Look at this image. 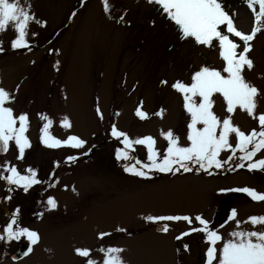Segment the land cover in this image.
Returning <instances> with one entry per match:
<instances>
[{
	"label": "rangeland",
	"instance_id": "1",
	"mask_svg": "<svg viewBox=\"0 0 264 264\" xmlns=\"http://www.w3.org/2000/svg\"><path fill=\"white\" fill-rule=\"evenodd\" d=\"M21 2L25 6L30 3L31 11L47 24L30 25L31 50L11 48L16 35L12 26L0 31V47L4 49L0 52V87L15 96L8 106L17 115L28 114L26 134L31 143L24 158L18 159V148L12 142L2 165L10 162L23 174L32 167L43 180L49 179L52 168L63 161L65 154L74 153L70 147L52 148L42 143L41 129L47 122L44 116L53 121L52 136L63 140L69 134H78L86 141L84 152H92L77 166H59L53 181L56 186L41 189L42 198L18 191L11 194L25 205L30 203L29 212L22 208L16 219L21 226L35 229L40 241L29 256L18 262L7 258L0 264H86V258L78 256L75 249L89 248L92 258L101 260V246L123 248L125 264H207L209 243L203 233L175 238L190 227H201L194 220L196 215L211 221L224 240L236 230L261 229L245 222L250 216L264 215V202L253 201L243 192L220 190L252 186L264 191V171L246 167L232 170V164H228L217 169L218 174H212L215 176L177 173L148 180L125 172L124 164L129 161L118 160L115 155L124 145L122 138L111 135L113 124L133 140L153 136L162 152L167 147L162 130L171 129L182 144L188 143L190 116L183 107L182 94L171 85L177 80L190 83L193 72L203 65L222 68L218 42L209 48L193 39L181 40L177 28L148 0H108L110 14L104 11L103 0ZM227 10L237 29L250 33L254 17L246 0H235ZM230 38L242 45L239 38ZM251 43L249 56L254 67L244 74L261 90L257 98L259 114L264 113V30ZM163 80L168 83L162 84ZM214 100L213 110L225 118L228 114L223 98L216 95ZM97 106L103 119L97 114ZM137 107L148 112L147 119L136 116ZM161 109L162 117L156 115ZM65 117L71 128L63 127ZM232 119L246 133L258 129V121L239 108ZM232 142H236L234 136ZM133 150V157L146 161V146L134 145ZM229 155V151L222 152L221 159L227 160ZM260 158H264V150L255 157ZM228 169V175L223 174ZM3 188L6 191L5 185L0 187V212ZM49 196L56 198V209L49 210ZM36 208L42 213L40 219L35 215L38 220L34 217ZM6 209L8 217V202ZM232 209L237 210L236 219L242 222L239 226L228 219ZM147 215H189L193 225L169 222V232L164 233L158 230L159 224L143 219ZM3 216L0 213V218ZM100 232L112 235L99 239ZM222 243H217V254ZM184 244L190 250H184Z\"/></svg>",
	"mask_w": 264,
	"mask_h": 264
},
{
	"label": "snow or ice",
	"instance_id": "2",
	"mask_svg": "<svg viewBox=\"0 0 264 264\" xmlns=\"http://www.w3.org/2000/svg\"><path fill=\"white\" fill-rule=\"evenodd\" d=\"M248 7L254 17V24L250 33L238 30L229 12L225 10L221 0H148L149 4L158 6L160 14L172 23L179 32L181 40L193 39L197 45L213 47L218 42L219 56L223 60V67L217 69L207 65L201 66L191 75V82L185 83L177 80L171 87L182 94L183 107L190 116L187 124V141L182 144L180 137L170 129L161 131V135L167 141V147L162 152L156 148V139L144 136L135 140L131 139L126 132L118 130L117 126H111V135L121 140L124 147L117 148L115 155L118 160L130 161L124 166V171L138 177H149L153 171L160 173H190L193 171L208 172L211 169H220L225 165L232 164V170L247 168L249 171H264V158L255 159L257 153L264 150V113L257 114V98L261 90L248 81L245 70L254 67V61L249 53L252 50V41L256 35L264 30V0H246ZM104 11L111 12L108 0H103ZM73 16L75 13L72 14ZM123 21L124 17L121 16ZM32 23L46 26L47 22L36 17L31 11L30 3L25 6L21 0H0V31H5L9 26L14 28L15 38L11 41L13 50H31L29 35ZM155 21H153V24ZM226 26L227 34L221 30ZM38 35V33H31ZM234 36L239 38L237 43ZM0 47V52H3ZM58 63V62H57ZM167 84L166 80L161 81ZM17 91L19 86H17ZM223 98L226 105L227 116L221 119L213 110L214 96ZM15 101V96L8 90L0 87V151L7 152L10 142L18 148V159H23L26 149L31 147L30 139L26 134L29 127L27 113L17 115L13 107L8 106ZM245 111L249 117L258 121V129L253 128L246 133L240 126L233 123L232 116L237 109ZM97 114L103 119V113L99 106ZM164 110L156 113L163 116ZM136 116L147 119L148 114L137 107ZM47 122L41 129V141L44 145L52 148L61 146L80 149L86 141L77 135H69L66 139L52 136L50 127L51 119L42 117ZM65 128H71V122L67 117L62 120ZM235 137V144L232 142ZM134 145H143L147 148L146 161L137 159L131 155ZM229 151L231 155L227 160L221 159V153ZM239 153V155H237ZM77 160L76 156H68L66 162L72 163ZM134 161V162H132ZM57 167L60 162H56ZM7 175L0 176L10 184L21 187L27 192L33 185L40 183L37 179V170L28 167L23 174L10 162L0 165ZM67 187V186H66ZM225 191H238L246 193L253 201L264 202V193L258 192L252 187L236 189H221ZM11 199V197H9ZM49 210L56 209L58 202L55 197L49 196L46 201ZM17 216L20 209H16ZM237 218V210L232 209L229 220H235L239 226L242 222ZM147 222L159 224V231L169 232V222H187L193 225V217L189 215H147L143 218ZM195 221L201 227H190L188 231L176 236L181 240L192 233H203L207 248V264H264V215H253L248 217L245 223L253 226L260 225V230H236L230 233V237L224 240L222 235L214 230L209 220L203 215H196ZM15 225V227H14ZM125 232L127 229L118 228ZM6 237L11 240H20L26 237L28 243L25 256L33 251V245L38 244L40 235L37 231L21 226L14 217L7 225ZM110 232H100L99 239L110 237ZM223 241L222 247L217 254V243ZM184 250H190L188 244L183 245ZM78 256L86 258V264H125L122 258L124 249L118 246H101L99 252L103 254L101 260L92 258V250L89 248H76Z\"/></svg>",
	"mask_w": 264,
	"mask_h": 264
},
{
	"label": "flooded vegetation",
	"instance_id": "3",
	"mask_svg": "<svg viewBox=\"0 0 264 264\" xmlns=\"http://www.w3.org/2000/svg\"><path fill=\"white\" fill-rule=\"evenodd\" d=\"M84 146L82 148H80V149L73 148V152L74 153L69 152V153L65 154L63 156V161L62 162L60 161V165L59 166H61L63 168H67V167H71V166H77V164H78V162L80 160L83 161L87 157L88 153L90 154L92 152L91 150H88V153L87 152H84ZM7 153H5V154H7ZM5 154H3V155L0 154V165H2V162H1L2 161V157L3 156L5 157ZM68 156H76L77 157V160L75 162L68 163V162H66V158ZM14 166H16V165H14ZM59 166L58 167H55V168H52V171L49 174L50 175V179H49V182H48L49 185L55 184V183H53V181L55 179L56 169L59 168ZM3 169L4 168H0V176L7 175L5 173V170H3ZM69 171H70V169L68 170V172ZM37 179L40 181V177L39 176H37ZM4 185L6 187V191H5V188H3L4 189V194L2 196V202H1L2 212H0V213H3L4 216L2 218H0V236L6 237V231H5V229H6L7 225L12 221V219L14 217L16 218V209L19 208L21 210L22 208H24V212L28 213L29 212L28 206L30 204V203H27V205H25L23 203V200L20 197H18L16 195L14 197V194L13 195H11V194L13 192H15V191H18V192H20V194H23L25 196L27 194L33 193L34 196L37 199H39L40 191L46 185L45 184H42L40 182V183H38L36 185H33L32 188H30L27 192H25L21 187H17L16 185L10 184L6 180L0 178V187H2V186L4 187ZM9 197H11V199H9ZM40 198H42V197L40 196ZM37 199H35V200L37 201ZM6 202H8L9 208H10V211L8 210V217H7ZM40 214L42 216V213L36 208L34 210V217L36 218L35 215H37V218H38V216ZM38 219H40V218H38ZM30 229H32V228H30ZM32 230H35V229H32ZM0 242L2 243L1 244L2 247H1V251H0L1 252L0 253V261L3 262L7 258H10L13 262H18L19 260L22 259V258H20V259H18V261H16V260L13 259V256L15 255V253H17L18 248H20V246L23 243L27 242L26 237H21V239L20 240H17V241L16 240L9 241L7 238H4V239H0ZM14 245H16V247H14Z\"/></svg>",
	"mask_w": 264,
	"mask_h": 264
},
{
	"label": "trees",
	"instance_id": "4",
	"mask_svg": "<svg viewBox=\"0 0 264 264\" xmlns=\"http://www.w3.org/2000/svg\"><path fill=\"white\" fill-rule=\"evenodd\" d=\"M235 0H221L222 4L224 5V7L228 8L229 5H231V3H233ZM236 1H243V0H236ZM144 43V42H143Z\"/></svg>",
	"mask_w": 264,
	"mask_h": 264
},
{
	"label": "water",
	"instance_id": "5",
	"mask_svg": "<svg viewBox=\"0 0 264 264\" xmlns=\"http://www.w3.org/2000/svg\"><path fill=\"white\" fill-rule=\"evenodd\" d=\"M1 152H3V151H1ZM23 252H24V251H22V249L19 250V253H22V254H23ZM19 253H18V254H19Z\"/></svg>",
	"mask_w": 264,
	"mask_h": 264
}]
</instances>
